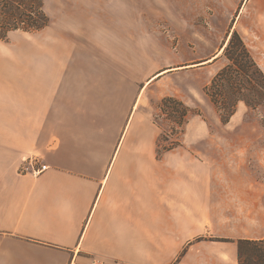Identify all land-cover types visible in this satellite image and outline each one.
<instances>
[{
	"label": "crops",
	"instance_id": "0c3cea01",
	"mask_svg": "<svg viewBox=\"0 0 264 264\" xmlns=\"http://www.w3.org/2000/svg\"><path fill=\"white\" fill-rule=\"evenodd\" d=\"M86 6L0 44V264H238L239 241L264 239V140L178 141L159 122L173 98L192 126L164 79L215 54L139 85ZM237 9L230 31L264 40V0ZM32 156L49 167L36 178L18 172Z\"/></svg>",
	"mask_w": 264,
	"mask_h": 264
},
{
	"label": "rangeland",
	"instance_id": "374dc122",
	"mask_svg": "<svg viewBox=\"0 0 264 264\" xmlns=\"http://www.w3.org/2000/svg\"><path fill=\"white\" fill-rule=\"evenodd\" d=\"M239 2L240 0H44L43 10L50 18V26L62 30L67 24L76 25L79 21L75 19L78 13L90 4V12L99 14L97 22H105L114 31V66H119L123 75L141 85L163 68L191 63L196 65L216 54L224 43L226 45L233 32L230 30L238 16ZM103 13L108 16H101ZM121 24L127 31H121ZM239 33L247 48L252 47L251 55L264 74L263 31ZM32 34L35 33L9 31L4 39H0V44L23 43ZM118 44H123L122 50L118 48ZM219 55L217 60L218 56L202 69L194 68L193 71L165 76L164 81H168V87H171L176 96L185 98L193 115L190 116L192 126L182 129L161 114L159 122L162 128L168 132L174 130L171 135L178 141L264 140V83L259 76L233 71L227 73L224 79L240 83L243 96L239 97L249 101L250 105L243 101L236 102L233 114H230V109L236 96L229 92L231 83L223 84V87L217 84L211 90L220 97H223L224 89L226 93L228 90L225 100L216 99L213 103L204 93L212 78L228 64L223 51ZM149 91L150 87L146 89V93ZM161 143L169 144L165 141Z\"/></svg>",
	"mask_w": 264,
	"mask_h": 264
},
{
	"label": "trees",
	"instance_id": "16d2710c",
	"mask_svg": "<svg viewBox=\"0 0 264 264\" xmlns=\"http://www.w3.org/2000/svg\"><path fill=\"white\" fill-rule=\"evenodd\" d=\"M44 0H0V39L6 37L9 31H22L27 33H37L50 26V18L43 10ZM223 55L228 64L222 68L211 80L210 85L205 88L204 93L215 103L216 99L225 100L228 95L223 91V97L211 92L212 88L218 84L231 83L230 93L235 94V103L230 109V114L234 113L236 102L243 101L249 105V101L241 99L243 96L240 83L231 82L224 79L227 73L233 71L237 74L251 73L260 77L264 83V74L255 62L241 36L233 31L223 49ZM246 75V74H244ZM241 82L240 80H238ZM238 95V96H237ZM161 112L168 120L174 122L179 128H183L187 117L191 112L180 101L173 98H164L161 101ZM177 129V127H176ZM182 130V129H181ZM174 131V130H173ZM264 239L258 241L243 240L237 245L238 264H264ZM247 255V256H246ZM246 256V257H244Z\"/></svg>",
	"mask_w": 264,
	"mask_h": 264
},
{
	"label": "built area",
	"instance_id": "2783aa9c",
	"mask_svg": "<svg viewBox=\"0 0 264 264\" xmlns=\"http://www.w3.org/2000/svg\"><path fill=\"white\" fill-rule=\"evenodd\" d=\"M47 165L41 164L39 159L37 157H27L22 160V165L19 168V173L23 175H30L31 177H38L40 176L43 172L48 170ZM92 264H104V262L97 260L94 261Z\"/></svg>",
	"mask_w": 264,
	"mask_h": 264
},
{
	"label": "bare ground",
	"instance_id": "6f19581e",
	"mask_svg": "<svg viewBox=\"0 0 264 264\" xmlns=\"http://www.w3.org/2000/svg\"><path fill=\"white\" fill-rule=\"evenodd\" d=\"M225 47V43L222 45V47L218 50V52L213 56V58H215L216 56H218L224 49ZM213 58L211 59V61L213 60Z\"/></svg>",
	"mask_w": 264,
	"mask_h": 264
}]
</instances>
